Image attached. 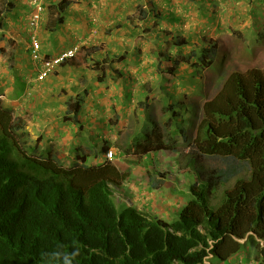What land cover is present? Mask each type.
<instances>
[{"label":"trees","instance_id":"trees-1","mask_svg":"<svg viewBox=\"0 0 264 264\" xmlns=\"http://www.w3.org/2000/svg\"><path fill=\"white\" fill-rule=\"evenodd\" d=\"M74 3L50 5L58 14L51 32L65 24ZM2 4L0 26L13 8L8 0ZM168 44L181 59L161 51L157 56L173 64L166 72L171 75L186 64L201 76L216 59L213 42L196 45L188 54L183 49L190 41L173 38ZM220 73L223 84L211 100L168 103L163 127L147 122L135 139V153L145 156L175 154L179 141L188 148L185 167L199 182L190 186L191 200L169 224L134 207H117L114 192L127 175L111 162L87 166L81 157L64 166L51 154L44 157L30 144L25 126L15 124L13 110L0 103V264H205L210 255L227 261L246 246L259 253L264 241V69L234 71L225 80L226 71ZM81 102L69 106L77 116ZM110 146L103 148L105 155ZM209 159L223 165L203 169L201 163ZM245 170L249 178L224 190L220 201L218 193ZM206 197L221 203L216 212Z\"/></svg>","mask_w":264,"mask_h":264},{"label":"rangeland","instance_id":"rangeland-1","mask_svg":"<svg viewBox=\"0 0 264 264\" xmlns=\"http://www.w3.org/2000/svg\"><path fill=\"white\" fill-rule=\"evenodd\" d=\"M58 1L45 0L46 11L43 20L46 21L40 27L42 32L53 29V21L58 14L50 5ZM169 1L179 12L188 5L189 10H185L184 22L173 24L167 20V15H169L167 13H170L167 6L168 0H119V5L123 4L124 6L126 4L125 10L112 8L103 12L98 8V15L94 14L91 18L94 29L90 28L88 31L86 26L85 30L81 29L80 35H76V38L72 25L66 27L68 25L67 12L63 28L65 31L60 32L62 40L59 41L63 49L68 50L75 46L80 48L77 58L66 64H68V72L75 75L73 77L77 81L79 78L82 80H80V84H82L81 90L83 92L81 91L78 97L73 99V97H68V87L65 89L58 87V92L54 95H58L59 98L65 96L63 100L67 98V103L70 105L80 100L83 101L80 111L82 107H85L84 104L88 105L87 110L93 106H98L96 111L98 115L101 114L99 121L98 118L89 115L85 117L86 121L80 120L74 111V107L67 106L69 112L77 117L74 119L68 113L71 116V122L75 124L76 121V127L84 122L89 127L93 125L95 129L101 127L103 136L106 137L105 140L111 144L110 148L114 153L118 151V156H115L112 164L120 172L125 173L127 177L135 174L137 178L141 179L138 180V183L134 182L132 186V188L139 187L137 188L139 198L134 196L136 200L134 198L130 200L121 194L119 198L122 197L124 202L118 201V195L115 193L118 190H115L114 200L117 207L119 209L124 206L134 207L138 211L155 216L167 224L179 218V215L177 218L171 217L172 212H169L171 207L167 208L169 195H175L178 199L182 198L183 203H188L191 200L190 186L199 180L190 169L185 167V155L188 153V148L181 141L178 143V151L175 154L168 152V158L165 161L164 157L167 154H164L157 162L153 159L154 154H150L149 158L146 159L144 158L145 155L136 154L135 139L141 132L143 125L147 122L152 123L153 120L163 127L168 119L163 108L172 101L183 100L188 104H202L211 100L223 84L218 80L223 69L226 71L224 80L234 71L245 73L254 68L264 69V29L258 34L257 41L254 39L257 32L252 33L255 37L246 31L241 32L245 15L250 11V8L257 7L256 0H201L203 4L201 7H197L199 0ZM212 1L216 4L215 6H211L210 2ZM113 2L114 0H106L102 3L106 4L102 9L108 8ZM121 2L123 3L121 4ZM152 2L155 5H152ZM3 8L2 0H0V10ZM206 9L210 10L208 12L210 13L209 19H205L207 18ZM152 10L156 11V15L152 14ZM259 11L262 12L261 8ZM146 12L148 18L143 17ZM153 16L155 17L153 18ZM40 35L41 32H39L41 38ZM43 35L45 34L43 33ZM173 38L180 40L184 38V40L190 41L191 45L183 49L184 54H188L196 45L203 47L213 42L217 47L213 65L204 70L201 76L192 73V69L186 64H181L174 75L166 73L172 69L173 64L168 62L165 57H158L157 53L161 51L160 54H172L177 60H180L181 57L176 56L177 49L168 44L173 42ZM6 46H10L9 50L14 47L11 42H8ZM121 59L122 61H120ZM97 61L102 65L96 67L95 62ZM61 69L59 68L53 76H59L62 72ZM68 76L70 77V75ZM93 83H100V85L97 89L96 87L90 88L91 93L89 91L88 94L85 87L89 89ZM63 100L59 99L61 102ZM104 100L106 101V105L102 106L104 112L100 113V105L103 104L101 101ZM13 113L16 112L13 111ZM91 119L92 123L90 124L88 122ZM14 122L25 126L21 121L14 120ZM95 148L92 147L91 149L95 151ZM87 153L93 152L87 151ZM169 153L171 154L169 155ZM49 154L50 150L43 155L48 157ZM80 155L82 156V154ZM58 161L64 163L61 160ZM154 165L160 171H155L154 176L157 175L162 178L159 181L155 179L161 191L156 198L158 207L153 205V201L156 199L151 201L144 197V192H147L148 195V190L152 186L153 177L151 173L147 171V175L150 177L148 182H145L144 176H139L141 167L144 168L143 170H152ZM218 165H223V163L215 159L201 163L203 169ZM145 166H148V169ZM248 178L249 173L245 170L239 177L223 187L218 193V199L221 201L224 190L232 189L237 180ZM123 185L124 183L121 186ZM152 194L149 193V196ZM177 198L174 199L177 200ZM206 201L214 212L221 205V203H217L208 197H206ZM183 203L174 202L173 204ZM245 253L243 250L234 255L233 258L237 261ZM260 255V252L256 253V258H260ZM213 262L226 264L227 261L217 259Z\"/></svg>","mask_w":264,"mask_h":264},{"label":"crops","instance_id":"crops-1","mask_svg":"<svg viewBox=\"0 0 264 264\" xmlns=\"http://www.w3.org/2000/svg\"><path fill=\"white\" fill-rule=\"evenodd\" d=\"M8 1L13 4V8L4 15L0 26V103L4 107L11 108L16 112L13 113L14 120L18 122L21 121V123L25 124V130L30 135V144L33 143L37 146L40 154H44L46 151L50 150V154L53 158L56 157L58 160L64 162V166H73L78 160H81V157H84L86 160L85 165L87 166L104 164L106 162V155L103 153V148L105 144H108V140H105L106 137L103 136L104 134L102 133L101 127L95 129L93 125H90V127L85 125V122L81 123L79 127H76V121L75 124L71 122L72 119L70 116L72 115L74 119L78 117V119L80 118V120L86 121L85 117L89 115L98 118L99 121L101 114L98 115L96 111V107L98 106H93V108L87 110L88 105L84 104L85 107H82V110L79 112L80 114H78L79 116L76 117L75 114L69 112L68 107L70 104L67 103V98L63 100L65 96H62V98H59L58 95L54 96L56 92H58V87L61 89L68 87V97H73V99L78 97L79 93L82 91V84H80L81 79L79 78V81H77L76 78L73 77L75 75L68 72V64L61 67L62 72L59 76L54 77L52 74L44 82L36 81L37 68L31 60L29 51L30 32L28 20L33 11L30 0ZM105 1L106 0H101V2L100 0H78L70 7L67 17L68 25L66 27L72 25L71 27H73L75 31V38L76 35H80L81 29L85 30L86 26L88 27V31L90 28L94 29L91 18L94 14L98 15V8L103 12L111 10L112 8L115 10L126 9V4L123 6V2H121L122 5H119V0H114L115 3L113 2L108 8L102 9V7L106 5L105 3L102 4ZM210 4L211 6L216 5L214 1L210 2ZM152 5H155V3L152 2ZM198 5L197 7L203 5L201 0L198 1ZM256 5V8H250V11L245 15V22L242 26L243 30H241L242 33L246 31L252 37L254 36L252 33L257 32L255 34L256 37L254 36L255 41H257L256 38L258 34L264 29V0H256ZM167 6L170 11V13H167L169 14L167 15V20L171 21L173 24L184 22L185 10H189L188 5L183 7L181 12L173 7L169 0ZM259 8H261L262 12L259 11ZM209 11L210 10H207L205 12L207 14V18L205 19H209ZM45 21L46 20H43V22ZM63 28L64 25L55 33L51 31L42 32L39 28V32H41V38H39L42 43V53L45 56L55 57L62 53V51H66V49L61 47L62 44L59 41L62 40L60 32L63 33L65 31ZM43 33L45 35H43ZM8 42L14 45L11 50H9L10 46H6ZM68 75H70V77ZM98 85H100V83H93L89 89L87 87H85V89H87L86 91L89 94V91L91 93L90 88L96 87L97 89ZM59 99L63 101L61 102ZM101 103L103 104L100 105L99 112L103 113L104 108H102V106L106 105V101H101ZM88 123L91 124L92 119ZM92 147H96L95 151L91 149ZM87 151L93 153H87ZM99 151H101V153H99ZM80 154H82V156ZM164 154H167L164 157L165 161V159L168 158V152L154 153V161H160ZM170 154L171 153H169V155ZM144 158H149V155L144 156ZM145 167L148 169V166ZM140 169L139 176H144L145 182H148L150 179L147 175V171L150 172L153 177L152 182L150 180L152 186L149 188L150 190H148V195L147 192H144L146 200L152 201V199H156L159 192H161L157 181L162 180V178L157 175L154 176L155 171H160L155 168V165L152 166V170H143L144 168L142 167ZM155 179L157 181H155ZM138 180L140 181L141 179H139V177L137 178L135 174L127 177L124 185L116 189L118 190V192H115L118 195V201L124 202L122 197L119 198L121 194L130 200H132V198L135 199L134 196L139 198V193L137 191L139 187L132 188L133 183H138ZM154 183L156 186H153ZM149 193L152 194V196H149ZM174 198H177V196L169 195L167 208L171 207L169 210V212H172L171 217L177 218L187 202L183 203L182 198H177V200ZM174 202H181L183 204L174 205ZM156 203L157 199L153 201V205H157L158 207L159 204ZM174 206H176V208L173 209ZM245 242L246 240L241 241L242 244H245ZM243 250L246 253L240 256L237 261L232 257L233 259H228L230 261L227 260L226 264H264V241H260V258H256V250L254 248L246 246ZM213 260L217 259L210 255L206 260V264H217L214 263Z\"/></svg>","mask_w":264,"mask_h":264},{"label":"built area","instance_id":"built-area-1","mask_svg":"<svg viewBox=\"0 0 264 264\" xmlns=\"http://www.w3.org/2000/svg\"><path fill=\"white\" fill-rule=\"evenodd\" d=\"M30 5L33 11L28 20L29 51L33 64L37 68V82H44L50 75L54 74L61 66L77 58L80 48L73 47L63 51L58 56L48 58L42 53V44L39 38V28L41 27L46 11L45 0H31ZM110 161L113 160L114 152L107 154Z\"/></svg>","mask_w":264,"mask_h":264},{"label":"clouds","instance_id":"clouds-1","mask_svg":"<svg viewBox=\"0 0 264 264\" xmlns=\"http://www.w3.org/2000/svg\"><path fill=\"white\" fill-rule=\"evenodd\" d=\"M46 57H47V56H46ZM48 58H51V57H48ZM61 67H62V66H61ZM61 67H60V68H61ZM45 81H46V80H45ZM110 151H113V150L110 148L109 152H110ZM109 152H108V153H109ZM113 152H114V151H113ZM108 153H107V154H108ZM107 154H106V162H111V163H112L113 160L110 161V160L108 159V157H107ZM116 155H117V154H116V152H115V153H114V157H113V159L115 158ZM116 158H117V157H116ZM106 162H105V163H106ZM105 163H104V164H105ZM207 259H208V258H207ZM205 264H206V262H205Z\"/></svg>","mask_w":264,"mask_h":264}]
</instances>
